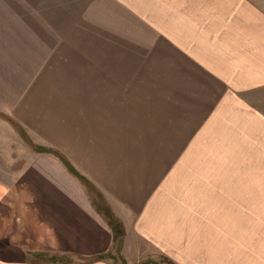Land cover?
<instances>
[{
    "label": "crops",
    "instance_id": "0c3cea01",
    "mask_svg": "<svg viewBox=\"0 0 264 264\" xmlns=\"http://www.w3.org/2000/svg\"><path fill=\"white\" fill-rule=\"evenodd\" d=\"M26 7L0 0V111L94 185L123 227L118 256L240 264L242 245L264 234V8L90 0L50 17ZM72 197L71 252L112 253L88 192Z\"/></svg>",
    "mask_w": 264,
    "mask_h": 264
},
{
    "label": "rangeland",
    "instance_id": "374dc122",
    "mask_svg": "<svg viewBox=\"0 0 264 264\" xmlns=\"http://www.w3.org/2000/svg\"><path fill=\"white\" fill-rule=\"evenodd\" d=\"M89 1L32 0V8L22 10L50 17L72 14L73 9L81 14ZM257 2L264 8V0ZM45 4L48 6L41 7ZM181 138L182 142L190 141V136L188 140ZM209 138L211 142L216 136ZM41 149L54 150L36 142L18 122L0 111V258L24 259L29 264L92 261L81 260L71 252L68 238L72 235L73 215L66 207L76 204L78 198L72 196L79 190H86L92 202L102 203L92 186L77 180L59 158L51 152H39ZM260 233L251 246L248 242L242 245L240 264H264V234ZM113 249L109 254L117 258L116 245Z\"/></svg>",
    "mask_w": 264,
    "mask_h": 264
},
{
    "label": "trees",
    "instance_id": "16d2710c",
    "mask_svg": "<svg viewBox=\"0 0 264 264\" xmlns=\"http://www.w3.org/2000/svg\"><path fill=\"white\" fill-rule=\"evenodd\" d=\"M39 152L45 153V152H51L53 153L57 158H59L62 163L64 164V166L66 167V169L68 170V172L74 176L77 180H79L82 183H86L87 185L92 186L93 190H95L94 192H96L97 197L100 199L99 201L102 203V205L96 203V201L93 200V204L96 208V210L98 211V213H100L102 216H104V218L106 219L109 227L111 228V230L113 231L114 234V243L118 249V251H120L121 248V242H122V238H123V227L121 225V223L114 217V215L112 214V212L110 211V209L107 207V205L105 204L103 197L101 196V194L98 192V190L94 187V185L86 178L84 177L72 164L71 162L59 151L56 150H51V149H47V150H39ZM107 258H111L114 260V262L116 263H120V264H126L125 261L123 260V258L121 256H118L117 258H113L110 256V254H100L95 256L94 258H92V260H104ZM166 262L167 264H173L172 262L168 261L167 259L163 258L161 261L159 262H153L151 260H148L144 263L141 264H163L162 262Z\"/></svg>",
    "mask_w": 264,
    "mask_h": 264
}]
</instances>
